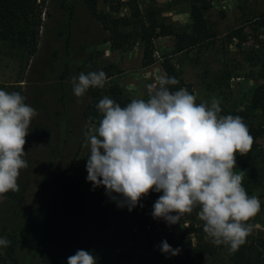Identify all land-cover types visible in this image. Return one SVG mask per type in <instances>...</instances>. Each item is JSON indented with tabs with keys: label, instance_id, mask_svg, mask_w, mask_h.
<instances>
[{
	"label": "rangeland",
	"instance_id": "1",
	"mask_svg": "<svg viewBox=\"0 0 264 264\" xmlns=\"http://www.w3.org/2000/svg\"><path fill=\"white\" fill-rule=\"evenodd\" d=\"M149 8H155L165 22L177 28L190 22L191 0H96L95 13L89 9L88 0H46L34 56L0 40V90L19 92L26 97L25 103L38 112L25 137L24 159L28 166L20 170L18 177L22 191L16 198L0 200V238L11 241L8 247L0 246L7 264H42L41 239L48 225L57 177L63 173L78 192L89 182L86 163L90 146L86 133L91 134L101 119L92 92L97 96L118 86L131 100H146V85L156 83L157 77L165 74L163 63L169 61L197 104H210L215 97L220 101L221 115L236 116L264 80L260 65L250 60L264 47V29L258 25L264 0H214L206 12L213 37L180 52L175 50L173 36L156 38L153 62L145 64L144 43L136 42L130 50L115 48L105 23L113 25L112 19L129 17L136 10L143 14ZM65 64L69 72L63 79L59 74ZM101 70L106 73L105 86L89 88L82 97H76L72 78L81 72ZM254 120L264 124V112H257ZM250 163L260 176L253 195L261 201L260 212L250 221L254 225L250 247L259 264H264V138ZM251 164L237 153L233 171H243L244 176ZM160 195L149 193L152 207ZM117 209L110 230L111 237L119 242L110 249V258L127 255L123 264H133L131 257L143 254L146 241L135 240L141 231L135 224L136 213L127 207ZM198 211L192 212L195 225L203 229ZM156 224L162 239L173 248L174 226L163 219L156 220ZM118 225L125 231L122 236L113 233ZM204 236L211 240L206 233ZM229 256V248L224 245L214 257L197 264H222L228 262ZM169 261L184 264L179 254L170 256Z\"/></svg>",
	"mask_w": 264,
	"mask_h": 264
},
{
	"label": "clouds",
	"instance_id": "2",
	"mask_svg": "<svg viewBox=\"0 0 264 264\" xmlns=\"http://www.w3.org/2000/svg\"><path fill=\"white\" fill-rule=\"evenodd\" d=\"M104 71L81 72L72 78L73 93L82 97L89 88H103ZM179 81L166 73L146 85L147 99H132L122 107L108 96L96 105L101 119L91 134L87 181L103 186L118 207L131 212L150 192L163 193L154 202L151 216L168 225L199 209L203 231L214 245L230 253L245 244L254 225L248 223L261 209L257 195L242 186L243 171L236 173V155L245 156L253 137L240 116L221 115L220 101L196 103L187 89L170 91ZM19 92L0 90V197L19 191L25 137L38 112ZM116 193V196L112 194ZM175 213V215H173ZM11 241L0 238V246ZM160 251L176 256L166 240ZM68 264H97L96 257L77 250Z\"/></svg>",
	"mask_w": 264,
	"mask_h": 264
},
{
	"label": "trees",
	"instance_id": "3",
	"mask_svg": "<svg viewBox=\"0 0 264 264\" xmlns=\"http://www.w3.org/2000/svg\"><path fill=\"white\" fill-rule=\"evenodd\" d=\"M214 0H191L190 22L185 27L177 28L164 21L155 10L149 8L145 13L136 10L131 16L112 19L113 25L107 23L112 35L111 40L115 48L130 50L136 42L145 45V64L153 62L154 41L159 37L173 36L175 50L180 52L192 47L200 46L213 37L206 12L212 7ZM46 0H0V40L9 42L11 46L21 47L28 56L36 54L38 38L43 23L42 14ZM96 0H88L89 9L95 13ZM259 27L264 29V13L258 19ZM257 59V61H255ZM250 60L260 65V73L264 79V47L262 53ZM255 61V62H254ZM164 71L169 77H175L179 83L169 85L170 91H177L189 86L174 70L169 61L163 63ZM69 72V65L65 64L59 74L65 78ZM94 105L105 96L110 97L122 107L131 102L120 87L111 86L96 96ZM97 111V110H96ZM264 112V80L259 83L252 94L249 104L237 111L236 116L243 118L253 137L251 150L245 155L246 163L254 159L260 146V139L264 138V124H257L254 117L257 112ZM254 165H250L244 174L242 186L249 196L253 195L254 185L259 181V174ZM19 191H9L0 197L16 198L22 191V185L17 180ZM163 193L161 192V195ZM116 196V193L112 194ZM133 209L136 213L135 224L140 225L137 241H146L143 254L137 258L131 257L133 264H170V256L160 251L162 239L156 220L151 216L153 207L149 196L141 199ZM116 202L106 195L103 186L93 189L91 182L80 192L76 191L63 173L57 177L54 192L51 198L49 221L41 239L40 261L42 264H68V257L75 255L77 250L90 251L97 259V264H123L127 255L116 259L110 258V249L119 242L111 237L110 226L117 216ZM175 215V213H173ZM251 221V220H250ZM250 221L248 223H250ZM175 228V244L173 249L179 248V255L184 264H197L201 259L214 257L224 245H214L206 239L202 227L195 225L193 214H185L180 222L172 224ZM120 225L113 229L114 234L123 235ZM126 238V237H125ZM252 233L247 237L245 244L234 253H230L228 262L222 264H259L258 258L250 247ZM0 264H7L0 254Z\"/></svg>",
	"mask_w": 264,
	"mask_h": 264
}]
</instances>
